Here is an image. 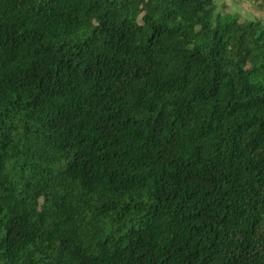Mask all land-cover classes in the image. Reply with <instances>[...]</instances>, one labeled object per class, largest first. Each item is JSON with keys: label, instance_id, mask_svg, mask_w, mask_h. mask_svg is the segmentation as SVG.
I'll use <instances>...</instances> for the list:
<instances>
[{"label": "trees", "instance_id": "16d2710c", "mask_svg": "<svg viewBox=\"0 0 264 264\" xmlns=\"http://www.w3.org/2000/svg\"><path fill=\"white\" fill-rule=\"evenodd\" d=\"M0 264H264V24L0 0Z\"/></svg>", "mask_w": 264, "mask_h": 264}, {"label": "rangeland", "instance_id": "374dc122", "mask_svg": "<svg viewBox=\"0 0 264 264\" xmlns=\"http://www.w3.org/2000/svg\"><path fill=\"white\" fill-rule=\"evenodd\" d=\"M217 11L236 13L243 20L264 24V0H215Z\"/></svg>", "mask_w": 264, "mask_h": 264}]
</instances>
